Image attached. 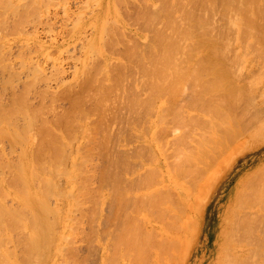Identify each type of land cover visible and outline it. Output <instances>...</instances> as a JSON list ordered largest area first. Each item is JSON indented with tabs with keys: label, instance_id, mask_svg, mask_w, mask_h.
<instances>
[{
	"label": "bare ground",
	"instance_id": "1",
	"mask_svg": "<svg viewBox=\"0 0 264 264\" xmlns=\"http://www.w3.org/2000/svg\"><path fill=\"white\" fill-rule=\"evenodd\" d=\"M139 1H141V0H139ZM150 1L152 3L148 2L149 3L148 5L146 4V0L144 1L145 3L141 1L142 4L143 3L144 4L143 5L140 4L139 7L137 5V7L142 9V7L144 6V10H145V7L148 8L145 10L147 12V14L150 13L148 11L152 7H153L152 9H157V11L155 10V12H157L158 14H159V12L160 13L162 12L163 13L162 15L159 14V16H158V14L156 13L157 14L156 16H158V18L160 17V15L163 17L165 16V18H166L165 21H167V22H165V25H167L168 29L166 26H163L160 28L159 31H155V33L153 34L154 36L149 33L151 35V36H149L151 39H149L148 36L143 35L144 36L143 39L147 40V43H146L147 48L145 47L146 48V50L144 49L145 51L143 49L138 50V47L142 48L141 46L143 44L141 45L139 43V41L142 38L141 39L136 38L138 40H136V39H134V40L138 41V44H135L132 46L134 49L131 46H128V48L130 47L132 49L129 48L130 50L128 52V50H127L128 48H124V49H126L125 52L127 54L124 52L125 55L123 54L124 55L123 56L122 53H120V55H122V59L124 57H126L132 63L131 65L133 66L132 67L133 69H132L131 67H129V66H131L129 64V62L127 64V61H125V60H124V63L120 61L121 63H123V65L121 64V66H120V68H121L120 71H118V72H120L119 74L121 76L124 75L125 72L126 73L129 72V74H125L126 76H128L131 74L130 70H133L135 72V70L138 69V70H140L141 76L143 75L142 77L147 76V78H148V79L146 78L147 82L145 81L146 79H144V81L146 83L145 84L146 90L145 89L144 90L147 93V97L144 99L143 97L140 98V95L134 94V96L132 97V100H130V101L128 100V101L130 103L132 102L133 104L135 103L133 106H135V105L140 106V104H141L140 102H143L142 100H144L145 102H147L146 106L149 107L148 104L152 100H157L156 98H158V97H160L162 100H168L171 103H176L178 100H181L183 98V96H185V99L193 100L192 102L195 104L197 103L196 105H200V108L198 110L199 112H196L194 114V116L190 118V116H187L184 114V111H183L184 109H181V110L179 109L180 106L177 108L174 105H170V106H172L170 111L173 110L172 112L174 113V117H175L174 120H176L175 123L178 124V125L175 124L176 126H174V127H176V129L179 130V134H176L174 137L172 136L174 138V139H172V142L174 140V143L171 144L173 146V147L172 146L171 147L174 148V150H171L173 153L171 154L170 159L168 157H166V154H167L166 151L167 150L163 149V148H165V147H163L164 145L161 144V146H160L159 144H155V142L153 141V138L150 136L151 134H146V133L143 134L144 136H142V137H143L144 143L148 144L147 147L148 148L151 147V149L155 155H156V153L161 154V155L165 156L166 158H168L169 160L168 159H167L168 161L166 160L167 162H166V165L164 168V166L162 167L161 165H159L156 162V160H155L156 158L154 156V158H153L154 163L153 164L150 163L151 166L149 165V167L147 169L150 172L148 171V173H147L148 175L146 174L147 176L144 178L145 180L143 181V176H141V175L138 176V182L136 180L137 186H138V183L141 181H143L145 184H148V185H145L143 183L144 187L146 186L144 188L141 185L142 183H140L141 186L140 185L139 186H140V188L142 187L143 192H141L142 190H140V188L137 189L135 186L136 190H135V192H133V195L136 196V198H138V200H140V201L138 203L136 198L133 199L134 200V206H132V207L135 208L134 209L135 211L130 209L131 211L128 212L129 218H127L126 216L122 217V215L124 213H126L129 210V208L131 207V205L133 204V200L132 199L130 200V198H128V197L133 198V195L128 196V193L126 194V192L124 190L122 191L120 188H117L115 190L116 194H114V195H115V198H116V196L118 198H116V199L114 198L115 200H113V202L111 204L114 205V203H115L116 207H118V209L114 207L117 210V212H116V210L114 209V211H115L114 216L117 215L115 218H117L118 214H119L121 216V219H119V220L120 221L122 220L121 221V224H122L121 229L122 230L120 231V234H117L118 235V241L120 242V245H117V246H119V248H120L121 243L122 244L124 243L126 245L125 247L128 248L126 250L128 252L127 256L128 257L131 256V259L136 264H170L172 259H174V256H176V254L181 250L180 248H182L184 245L187 246L189 244L190 238L193 237L192 231L196 230L195 227H197V224H199V222L201 221V216H202V211H203V207H201L203 205L202 196L204 194L205 189H207V188H205L206 186H203L202 183L200 184V180L203 178V174H201L197 177L199 172L202 173L201 170H199V167L197 165L192 166V163H194L196 161L203 162L204 157L209 156V151L221 152L223 150H226L227 148H229L230 146H232L234 144L236 146V142L245 136V134H241L242 133V125L240 124V122H243L242 120L244 119V117L240 113H238V111H240L239 109L236 112V110H237L236 108H237L238 104H240L239 106H241L243 100L248 99V97H249L248 94L250 93V95H251L252 91L254 92V89H257L258 83H261L262 81L258 82L257 81L258 79L254 78L255 76H253V78L255 80L252 79V82L249 83V85H248L247 84L248 81L246 83L239 82L240 78L238 79V76L240 73L239 72L240 66L242 65L241 63L245 61L244 58L247 55H249L250 53H253V54H254V52H255V54L258 53L257 56L262 58L263 59L262 61L264 62V0H221L220 1L221 4H219V5H214L215 3L213 0H190V1L188 0L190 3H187V4L185 3L187 0H185V2H182V1L179 2L180 0H163V1L159 0V1H162V3H163L162 5L160 4L161 6H158L159 5V2H157L158 0H156L158 5H156L157 3H155L154 0H150ZM141 2H139V3H141ZM145 4L147 6H150V7L145 6ZM219 7L221 9L223 8L222 10L225 11V16H223V12L221 13V16L228 18L229 17L228 15L233 14L232 17L230 16L231 18L229 19V22L227 20L228 24L226 25V27L228 28L229 31L232 30L236 34L234 37L236 40L239 41V43H241V47H243L242 45H244V47H243L244 50L243 51L241 50L242 53L240 54L241 51L238 52L236 50L237 51L236 53H238V54L233 55L235 57L233 58V56H232L231 60H230L231 57L228 56V53L231 51H233V52H235V51H234V49L230 50V48L227 47V45H229V42H224V40L228 38L226 35L230 34V33H226V31H223L222 32L223 34L222 33L221 34L213 33V30H214L213 28L216 29L218 26L216 24L215 26H217V27H213L214 25L212 24L213 26H211L212 28H210V24L212 22L216 23V21L215 20L214 21L205 20L203 18V17H206L203 15H207L208 13L214 14L216 8H217L216 11H218ZM138 8H136V9L139 11ZM158 8H159V11H158ZM177 9L179 10V12L181 14V16H180L181 20H179L177 18L180 22H182L181 26H180V24H178L180 22L178 20H176V14L174 13L175 10H177ZM196 10H197V12H196ZM140 11L142 13L144 12L142 10H140ZM200 11L203 13L201 14ZM155 12L153 13V16L152 15L146 16V14L144 15V17L142 16L143 18L148 17V24L147 25H150V24L153 25L154 22L152 23V21H155V22L158 21V18L155 17ZM198 12H200V13H198ZM142 13L140 15L144 14V13L143 14ZM210 14H208V15L210 16ZM216 14H218V13H216ZM208 15H207V17H208ZM135 16H137V15H135ZM142 17L138 16L137 19L141 18V21H143ZM133 20H134V18H133ZM0 21H1V19H0ZM141 21L139 19V23ZM146 21H147V19H146ZM207 21L210 24H207ZM210 21H212V22H210ZM143 23H144V21H143ZM158 23H159V21H158ZM177 24H178V26H177ZM144 25H146V24H144ZM144 25H142V26H144ZM147 25H146V28H147ZM163 25H164V22H163ZM158 27L159 26H157V28ZM117 28L118 27H116V29H115L116 31L118 30ZM148 29L149 28H147L146 31ZM220 29H221V26H220ZM222 30H224V29L222 28ZM104 33H105V31H104ZM108 34H110V32ZM201 37H204L203 38L204 40L203 39L200 40ZM205 38H206V40H205ZM229 38L231 39L230 36H229ZM229 38H228V40H229ZM191 39H194L195 43H194V45L192 44L193 46L191 45L190 47H188L187 41L191 40ZM235 39H234V41H235ZM111 40H114V39H111ZM183 40H184V43H183ZM232 40L233 39H231V42H234ZM225 41H227V40H225ZM86 42H88V41H86ZM113 42H115V40ZM128 42H130V41L128 40ZM110 43L113 44L112 42H110ZM117 43H118V41L116 42V44ZM136 45H137V48H136ZM231 45H233V44L230 43V46ZM226 52H228V53H226ZM178 54H180L181 56H179ZM104 60H106V59H104ZM228 60H230L231 63H229L230 61H228ZM109 61L110 60H108V64H110ZM91 63H92V61H91ZM133 64H135V65H133ZM136 64L138 67L136 66ZM34 65L33 66L31 65V66L34 68ZM90 65L93 68L92 64L89 63L88 69L90 68ZM95 66H96V64H95ZM54 67H56L58 69H56ZM54 67H53L54 71L55 70L56 71L55 72L52 71L51 75H47V72L45 74L44 71L40 70L39 68H35L31 71L28 70L29 72L24 73L23 76H21V72H24L25 70L18 72V73H15L17 71H13L14 67L13 68L7 67V68H10V70L12 69V71L8 70L9 71L8 72L9 78H5V76H4L3 79H4V81H5V79H7L6 83H8L9 86H8V84L6 85L5 82L1 83L4 86L5 85L7 86V90H8V87L12 88V89H10L12 91L11 97H10L9 102L7 104L3 103V100H7L5 98V96L7 95V94L5 95L6 90L3 89L4 92H2V89H0L2 92V93L0 92V137L5 138V139H1V142H0V145L2 143H4V145H3L4 148H1V150H0V176H2L1 174L3 173V171H5L4 169H6V167L10 168L11 170L13 168L14 171H15V169L19 168L18 170L21 173L16 174L18 172H15V177L14 178L11 177V179L13 178L12 180H14L13 182L15 183V185L20 184V182H21L22 185H20L19 188L22 187L23 189H20L21 190L20 195L18 192L17 193H18V196H20L21 200L19 199V201L22 202V207L25 210H27V211H25L22 208L21 209L17 208L18 205L17 206L15 205L16 207H13V205H12L13 208H17L16 210H12V209H9L8 207H6L5 205L0 204V222L1 223L6 222L7 225L15 226L19 220H22V218H24L23 217V216H25L24 212L30 213L29 217H30V220L32 223H31V227L30 226L29 227L32 229L29 230V236L26 239L24 238L25 243L22 242V241H24L22 239L18 242V244L20 242L23 245L26 244L25 246H27V249L30 252V253L28 252V254H31V253L33 254L36 251V253H38L40 257L38 256V254L35 253V255H37V256H35L33 254V256L31 255L32 257H30V258H33L35 256L33 259L36 260V258L39 257L37 259V261H39V259L41 258L42 253L45 254V251L50 252V250L52 248H54L52 246L54 244V242H53L54 237L52 236V233H54L53 231L56 232V230H57V229H54V226L61 224L62 227L63 226L65 227L67 225V222H68L66 220H62L61 218L57 219L58 216H62L63 212L61 213V210H63V209L57 208L58 206H55L56 208H52L54 206V204L52 203L51 204L52 207H51L49 204L51 202L50 200L48 203V199H50V197H51L50 193L52 191L54 193H57V191L55 190V184H56L55 182L56 181L53 182V179H51V177H49L50 175H48L47 173L49 172V174H50L53 171L54 172L52 174H54V173L55 174L56 173H60V174L65 173L64 171L66 170V168L63 169V171H62V169L59 170V166L60 165L63 166V164H61V162L63 163L65 161L63 159L64 158L63 157L64 152H65V155H68V154H66L67 152L64 151L65 150L64 148H66V150H67L68 144L65 146L66 143L64 144L62 140H64V136L68 132L70 133L71 128H69V131L67 130L68 128L66 130H65L66 127L63 128L65 130L64 132L66 133V134L64 133L65 135L63 134L64 135L63 136V135L59 134V132H62L63 130L60 129L61 131L58 130L59 132L56 131L57 129L51 130L53 128L49 125L50 121L47 122V120H45V119H47L46 117L45 118L42 117V119L40 118L41 123L38 121L39 124L37 121L35 122V120L37 118H39V115L41 114L39 112V115H38V110H40V108L42 109L43 107L39 103H38V105H40V106L37 105L38 106L37 107L35 105V101L31 100V98L33 99V97H34L36 100L38 99V101H44V100H40V99L45 98L46 100H48L47 96L50 94L51 96L49 98L50 99L49 101L51 102V104L53 103V105H55L54 103L59 104V102H61V101L68 100L70 103V106H71L70 109L66 110V112L63 114V116H60L59 119L54 120V122L51 123L52 125H54V126L56 125V127L61 128L65 125H67L68 123L72 122V119H74V116L76 119V115H75L76 113H74L75 110L73 109V107L77 106L79 104H80L79 106H81L82 105L80 103L81 100L84 98L83 100L85 101L89 94H90V96L92 95L91 99H93L96 106L98 105L97 109L99 110L106 103L105 99L107 97L106 85H104L103 82L109 81V79H110L109 74H107L106 77H102L103 75H101L102 78L100 77V72L102 71V68H101V71H98L99 72L98 77H100V78L97 77L98 79H101V82L97 80L95 75H91V73L95 74V72H89L88 73L87 71H85V69L82 68L84 70V72H87V73H85V74H87V77H84L85 79L82 78L84 81H80L81 83L79 82V84H78L79 80L77 82H74V83H77L76 85L78 86L77 88H74L75 90L73 89V85H68L69 83H66L67 86L63 85V86H65V88L63 90H61V92L59 93V92H56L54 90L53 91L51 90V88L48 84L50 81L49 78H52L53 76L56 77L57 76L56 73L59 74V77H60L61 76L60 74H62L64 69H62L63 67H61V69H59L60 66L58 67V65L54 66ZM135 67H137V68L135 69ZM105 68L106 67L104 66L103 69H105ZM112 68L107 69V70L109 71ZM114 68H116V70H118L119 67L117 68V64H116V67H114ZM93 69L95 71V68H93ZM126 70H128V71H126ZM84 72H82V74ZM105 72L106 71H104V73H103V71H102V74H104V76H105ZM260 72H262V71H260ZM121 73H123V74H121ZM74 74H75V72H74ZM244 74L242 71V74H240L241 79H243L242 75H244ZM63 75H65V74H63ZM75 75H77V74H75ZM77 77H78V75H77ZM57 78H55V79H57ZM61 78H62V76H61ZM61 78H60V80H61ZM75 78H76V76H75ZM3 79H1V81H3ZM42 81H43V84L41 83ZM59 82H61V81H59ZM14 83H16V84H14ZM10 84L12 86H10ZM59 84L60 83H58V85ZM71 84H73V83H71ZM41 88H45V89L41 90ZM6 93H8V92H6ZM142 93H144V92H142ZM186 93H188L189 95H187ZM36 97H39L40 99L36 98ZM81 97H82V99H80ZM88 98H90V97H88ZM87 100H89V99H87ZM38 101H36V102H38ZM129 102L128 103L126 102L127 106L130 105ZM145 102H143V103L145 104ZM100 103L102 105H100ZM85 104H86V101H85ZM142 104H141V106L144 109L146 106L144 104L143 105ZM92 105H93V103H92ZM133 106H130V107L128 106V107L132 109ZM142 107H140V108L142 109ZM81 108H82V106H81ZM81 108L79 107V109H81ZM136 108H137V106L133 109H136ZM140 108H138V109L140 110ZM142 110H140V111H142ZM140 111H139V113H140ZM46 112H47V110H46ZM136 112H137V110H136ZM143 112L140 113L139 117H141V114ZM241 113H244V112H241ZM80 115L82 116V114H80ZM206 115L210 116V118L212 119V123L209 124V123L204 122L203 125L200 123L201 127H199V128L203 131L202 132L197 127L196 121H197V119L201 120L200 118H205ZM135 116H136V118L138 117L137 114ZM142 116H144V115L142 114ZM185 116H187L188 119L189 118L191 119V120H189L191 122H188L189 124L186 123L188 121V119L185 120V118H184ZM237 116H239V118H240V116H242L243 119L241 117V120L239 121ZM55 117H56V115H55ZM139 117H138V119H139ZM197 117H199V118H197ZM51 118H52V116H51ZM141 119H142V117H141ZM141 119H140V121L142 123ZM245 119H246V117H245ZM7 120H8V123L12 125L11 130L6 128L4 125V122ZM247 121H245V122L247 123ZM75 122H76V120H75ZM134 122H136V120H134ZM226 123L228 124L227 125L228 128L226 127L225 129H222V126L225 127ZM259 123L260 124L257 125V130L264 133V119H261ZM35 124L37 126H35ZM72 124L73 123H70V125H72ZM75 124H74V126H75ZM136 124H137V122H136ZM147 124H148V122H147ZM200 124H198V125H200ZM223 124H225V125H223ZM70 125H69V127H70ZM32 126L36 130H32L33 129V128H31ZM188 126H191V127L188 128ZM246 126H247V124H246ZM97 127H99V126H97ZM97 127H95V128L97 129ZM183 127H185L187 130L186 131L181 130V128H183ZM195 127H197V128H195ZM145 128H146V126H145ZM149 128L150 129H146L145 131L147 132L149 130V133H150V131L152 132V125H150ZM176 129H172V131L173 132L177 131ZM54 131H55V133H54ZM66 131H68V132H66ZM97 131L98 130H95V132L93 131L92 133L99 134V133H97ZM121 132H123V131H121ZM257 132H256V135H257ZM31 133H33V134H31ZM69 133H68V135L71 136V134H69ZM112 133H113V131H112ZM174 133H176V132H174ZM114 134H115V131H114ZM68 135H66V137ZM172 135H174V134H172ZM191 135L193 138V142L196 144H194V146H192L194 148L189 149L187 147V145L190 143V139H188V138L191 137ZM253 135H255V134H253ZM108 136H109V134H107V133H106V136H105V133L102 134V138L100 136V138H101L100 139L101 141H100L99 139H96L95 137H93L90 131H87L86 136H84V137L87 139V142L91 141L92 144L95 143L98 146V148H99L98 151L101 155L102 161H103L102 158H104L105 161L107 159V162H108V164L106 162L107 165L105 164V161H103V165L101 163V166L106 165L104 167V171H100V173L103 175V178L104 179H112L113 182H115V181H119V177L121 178L124 175H123V172L121 171V169L119 171L116 170L118 172L112 174L111 173V168H112L111 166H114V165L117 166L118 165V169H119L120 167H123L125 164V166L123 167V168H125L126 166H128L127 165V158L125 156H118L116 158L113 156L114 159H112V157H111V159L109 158V156H108L109 152L108 151H110L111 148H108V146H107V144L109 142ZM118 136H119V134H118ZM240 136H242V137H240ZM259 136L261 138L263 137L261 135H259ZM106 137H107V139H106ZM118 140H119V138H118ZM141 140H140V142H141ZM71 141L72 140H70V142ZM73 141H74V139H73ZM82 142H80V143H82ZM71 143H73V142H71ZM245 143H247V142H245ZM16 144H23V146H24V149L22 147L21 148L19 147L21 149L20 155H16V154L13 155L14 153H12V151L10 150L12 148V145L15 146ZM79 146H80V144H79ZM139 146H140V144H139ZM109 147H110V145H109ZM13 148H15V147H13ZM65 158H66V156H65ZM62 159L64 161H62ZM157 160H158V158H157ZM163 162H165V161H163ZM77 163L78 164L75 163L76 166H78L77 169L72 170V171H68V169H67L68 173L66 172V175H68L69 180H71V181L82 180V183H83L82 187H84V184H85V186H87L86 185L87 182H88V184H90V182L93 183V181H90V180L95 176L94 173H92L94 175L93 177H91L92 176L91 175V176H88L86 178L85 174H84L85 171L83 170V167H82V164H86L87 160L83 158L82 161L80 160V162L78 161ZM64 165L66 166V164H64ZM98 166H100V163L98 164ZM72 167H74L73 164H72ZM68 168H70V167H68ZM78 169H80V170L78 171ZM120 171H121V173H120ZM6 173L8 174V172H6ZM12 174H14V173H12ZM250 174L245 175V176H241L242 178L236 184L235 189H233L231 194H229V196H230V197H228L229 200L227 199L228 200L227 201V208L224 212L225 214L223 215V217L221 219L220 231H219L218 236H217V247H218L217 264H225L226 263L225 261L231 262V259L237 260V261L233 260L234 262H231L234 264H237V262H238V264H244V263L246 264V262H247V264H249L248 263L249 261L256 262L257 258L260 256H262V259L264 258V167L258 168L253 174L252 173H250ZM80 175H83L82 177L85 179V183L83 182L84 179ZM143 175H144V173H143ZM3 177L4 176H2L1 178H3ZM52 177H53V175H52ZM6 178L7 177H5L4 179L6 180ZM122 178L124 179V177H122ZM140 178H142V179H140ZM8 179H9V177H8ZM37 179L41 180L42 181L41 183L44 182L47 186L44 185L45 187H43V185H42L43 189L38 190V188H37V190H33V188L31 187V183H33L32 181H34V180H35L34 182H37L36 181ZM1 180L2 179H0V181ZM92 180H94V179H92ZM2 181H1V183H2ZM38 184H40L39 181H38ZM94 184L95 183L92 184L93 187H96L97 185L94 186ZM16 186H18V185H16ZM40 187H41V184H40ZM57 187H59V186H57ZM87 187L89 188L92 186H87ZM98 187H99V185H98ZM98 187L96 188V190H98ZM19 188L17 187V189H19ZM34 188H36V187H34ZM4 189L5 188H2V190H4ZM13 189H14V187H13ZM15 189H16V187H15ZM84 190H86V189L84 188ZM128 190L131 191V188ZM64 191H65V189H64ZM90 191H91L90 194H92L93 189H91V190L89 189L88 192H90ZM83 192L84 191H82V193ZM94 192H95V190H94ZM5 193H3V194L6 195ZM58 193L60 195V191ZM61 193H63V192H61ZM85 193L87 194L86 191H85ZM96 193H97V191H96ZM96 193H94V194L98 195V193L97 194ZM131 193H132V191H131ZM9 195H10V193H9ZM53 195H55V194H53ZM57 196H58V194H57ZM83 196H85L84 193H83ZM88 196H90V195L88 194ZM111 196H112V193H111ZM122 196H123V199L121 198ZM58 197H60V198L62 197L64 199L66 196L61 195ZM103 197H105V195ZM112 197H114V196H112ZM125 197H126L127 201L129 200V204L127 201H125ZM83 199L85 200V197H83ZM88 199H89V197H88ZM91 199H92V196H91ZM94 199H96V197L93 198V200ZM135 199H136V201H135ZM116 200H118L119 203ZM97 201L98 200L96 199L95 203ZM126 203H127V205H129L128 207L126 206ZM130 203H132V204L130 205ZM92 204H94V203H92ZM96 205L98 206V203ZM20 206H21V204L19 205V207ZM85 207H86V205H85ZM96 207H95V209H96ZM88 209H92V208L88 207ZM84 210L85 211H83V213L81 212L80 215L83 217L85 216V218L89 219V217H90L89 212L87 213L86 212L87 210L86 209H84ZM88 211H90V213L91 212L95 213V210L93 211V209H92V211L91 210H88ZM84 213H86L88 215V217ZM197 215H198V217L195 218V216H197ZM81 216H79V217L81 218ZM91 216H92V214H91ZM29 217L27 216L26 218H29ZM26 218H24V219H26ZM66 218H67V216H66ZM69 218H72V217H69ZM76 218H78V217H76ZM80 218H78V219H80ZM72 219H74V218H72ZM91 219L92 218H90L89 220H91ZM80 222H82V220H80ZM90 223H92V222H90ZM77 224H79V220H78ZM79 225H80L79 229H81V227H83V225L82 224H79ZM70 226H72V225H70ZM74 226H75V224H74ZM77 227H78V225L76 226V228ZM21 228L22 227H20V229ZM83 228H85V227H83ZM119 228H120V226H119ZM91 229H93V228H91ZM95 229L96 228L94 227V230ZM22 230L26 231V227H25V229L22 228ZM12 231H13V229H12ZM197 231H198V227H197ZM73 232H74V229H73ZM12 233H14V232H12ZM16 233H18V232H16ZM22 233L20 232V234H22ZM108 233H110V232H108ZM190 233H191V235H190ZM74 234H73V236H74ZM84 235H86V234H84ZM17 236H19V235L17 234L16 238H17ZM79 236H83V235L81 234ZM86 236H84V237H86ZM67 237H69V236H67ZM72 237L70 239H73ZM6 239H8V238H6ZM92 239H93V237H92ZM61 240H63V235L61 236L59 241H61ZM8 241H10V239ZM72 241H71V243H72ZM1 242H3V241H1ZM68 242L70 244L69 240H68ZM190 242H192V241H190ZM14 244H17V242ZM71 245H72L73 249L76 247L74 244H71ZM71 245H68L67 247L69 248V246L71 247ZM60 246H61V244H60ZM125 247H122L121 249H125ZM246 247H247V249H246ZM55 249L57 250V248H55ZM31 250H32V252H31ZM33 250H34V252H33ZM128 250H131L132 252H129ZM9 251L11 252V250H9ZM126 251H124L123 253H125ZM22 252H23V250L21 251V253ZM72 252L73 251L71 250V252H68L69 254L66 253L67 257H68V255H72L70 257L75 256V255H73L74 252L73 253ZM14 253L15 252H13V255H14ZM28 254L27 255L25 254L26 258L29 257ZM94 254H95V252H94ZM17 255L18 254H16V256ZM103 256H105V255H103ZM42 257L44 258V255H42ZM45 257L47 258V256H45ZM85 257H86V255H85ZM43 258H41L40 260H42ZM113 260H111V261H113ZM25 261H27V260H25ZM239 262H242V263H239ZM32 263H35V262H33V260H32ZM114 263L116 264V261Z\"/></svg>",
	"mask_w": 264,
	"mask_h": 264
},
{
	"label": "rangeland",
	"instance_id": "2",
	"mask_svg": "<svg viewBox=\"0 0 264 264\" xmlns=\"http://www.w3.org/2000/svg\"><path fill=\"white\" fill-rule=\"evenodd\" d=\"M141 1L144 2L145 0H141ZM141 1H139V0H0V19H1V21H0V89H2V92H4V90H6L5 95L7 94L5 96V98L7 100H3V103L7 104L9 102V99H10L11 93H12V91L10 90L12 88L8 87V90H7V86H6L8 84V83H6L7 79H5V81L3 79L4 76H5V78H9L8 77V72H9L8 70H10V68H7V67H12V68L14 67L13 71H17L15 73H18V72L25 70L24 72H21V76H23L24 73H28L29 71H31L35 68H39L40 70L44 71L45 74L47 72V75H51L52 74L51 72L54 71V68H56L54 66H57V65H58V67L60 66L59 69H61V67H63L62 69H64V70H63L62 74H60L62 76V78H61V76L59 77V74L56 73L57 76L56 77L53 76L52 78H49V80L51 82L49 81V83H48L52 91L54 90V91L59 92V93L61 92V90H63L65 88V86H67L66 83H69L68 85H73V89L77 88L78 87L76 85L77 83H74V82H77L79 80L78 81V84H79L80 81H84L82 78L87 77V74H85L87 72L88 73L89 72H95V74L91 73V75H95V77L97 78L99 76L98 71H101V68H102L103 73H104V71H106V72H105V76H104V74H102V71H101L100 77H101V75H103L102 77H106L107 74L110 75L109 81L103 82L104 85H106L107 97L108 96L109 97L108 98L106 97V99H105L106 103L105 104L102 102L104 104L101 107L102 109L101 108L99 110L97 109L98 105L96 106L93 99H91L92 95L90 96V94L89 95L87 94L88 97H90V98L87 97V99H89V100H87V99L85 100L86 104H85V101L83 100L84 98L82 99V97H81L80 99H82V100L80 103L82 104L81 105L82 108H81V106H79L80 104L73 107V109L75 110L74 113H76L75 114L76 119H75V116H74V119L76 120L77 123L75 122L74 119H72V122H70V123H73V124L70 125V123H68L70 125V127L68 124H67L68 126L65 125L61 128L56 127V125L54 126L51 124L52 122H54V120H57L60 118V116H63V114L66 112V110L70 109L71 106H70V103L68 100L61 101V102H59V104L54 103L55 105H53V103L51 104V102L49 101L50 100L49 98L51 96L50 94L47 96L48 100H46L45 98L40 99L39 97H36V98H39L40 100H44V101H38V99L36 100L34 97H33V99L31 98V100L35 101V105L37 106L39 103L43 107L42 108L43 110L39 107L40 110L42 112L44 111L42 113L40 110H38V115H39V112L41 114L39 115V118H37L35 120V122L36 121L40 122L42 117H44V118L46 117L47 119H45V120H47V122L50 121L49 125L53 128L51 130H55V129H57L56 131L63 130L62 131L63 133L58 131L59 134H61V135H63L65 133L64 131L67 128H68L67 129L68 131H69V128H71L70 133L68 131H66L69 134H71V136L68 135V133L67 134L65 133L68 136L66 137V135L64 134L65 135V136L63 135L64 140H62L64 144L66 143L65 146L67 144L69 146V147L67 146V150H66V148H64L65 149L64 151H66L67 152L66 154H68V155H65V152H64V154H63L64 158L63 157L62 158L65 161L63 159H62V161H64L63 163L60 161L61 164H63V166L58 165L59 170L62 169V171H63V169L66 168V170L64 171L65 173H63V174L62 173L61 174L56 173L58 175L57 176L55 173H54L55 175L52 174L54 171L53 172L51 171L52 173H50V174L47 171L48 172L47 174L50 175L49 177H51V179H53V182L56 181L55 182L56 184L55 183L54 184H55V190L57 191V193H54L53 191H52L53 193L52 192L50 193L51 197H50V199H48V203L50 200L51 201L49 203L50 206L52 207L51 204L52 203L54 204V206L52 208H56L55 206H58L57 208L63 209V210H61V213L63 212L62 216H58L57 219L61 218L62 220H66L68 222H67V225L65 227L64 226L62 227L61 224L54 226V229H57L56 232L53 231L54 233H52V236L54 237L53 238L54 244L52 246L54 248H52L50 250V252L45 251V254L42 253V255H44V258L41 255V258H43V259L40 260L41 259L40 258L39 261H37V259L40 256L38 253H36V251L34 252V250H33V252H34L33 254L35 255V253H36V254H38L39 257L36 258V260H34L33 258L37 255H35L33 258H30L33 256V254L32 253L28 254L29 251L27 249V246H25L26 244L23 245L21 242L19 243L20 245L18 244V242L20 240H22V239L24 240V238L26 239L29 236V230L32 229V228H30L31 223H32L30 220V217H29L30 213L23 211L24 215H25L23 217L26 218L28 216L29 218H26V219L22 218V220H19L15 226L7 225L6 222H2V223L0 222V243H1L0 244V259H1L0 264H23V263L24 264H68V263L74 264L75 262H76L75 264H108V263L109 264H115L114 263L115 261H116V264H134L135 263L131 259V256H129V257L127 256L128 252L126 250L128 248L125 247L126 245L124 243H123L124 245L121 243L120 248H119V246H117V245H120V242L118 241V235L117 234H120V231L122 230L121 229L122 228L121 227L122 226V224H121L122 220L121 221L119 220V219H121V216L119 214H118V217L115 218L117 215L114 216V214H115L114 209L115 208L118 209V207H116L115 203H114V205L111 204L113 202V200L118 198L117 196L115 198V195H114V194H116L115 190L117 188H120L122 191L124 190L126 192V194L128 193V196H132L133 192H135V190H136L135 186L137 189L140 188L141 185H142V187H144L145 183L143 181L145 180L144 178L148 175L147 173L149 170H147V169H148L149 165L151 166V164L154 163L153 162L154 156L156 158L155 159L156 162L159 165H161L162 167L164 166V168H165L166 162L170 159L171 154L173 153L171 150H174V148H172L173 146L171 145L172 143H174V140L172 142V139H174L173 137L176 134H179V130H177L176 127H174L178 124L175 123L176 120H174L175 117H174V113L172 112L173 110L170 111L171 107H172L170 105H174L177 108L180 106L179 109L180 110L184 109L183 110L184 114L187 116H190V118L193 117L196 112H199L198 110L200 108V105H196L197 103L196 104L193 103L192 102L193 100L185 99V96H183V98L181 97L182 99L178 100L176 103H171L168 100H162L160 97H158L159 99L156 98L157 100H152V101L150 100L151 102L149 101L151 103V104L150 103L148 104L149 107L146 106L147 102L142 100L143 102H145V104L143 102H140V103L141 104L143 103L146 106V107L144 106L145 107L144 109L141 106V104H140V106L139 105L133 106L135 103L133 104L132 102L131 103L129 102L130 100H132V97L134 96V94L140 95V98L143 97L144 99L147 97V93L145 91L146 90L145 81L147 82L148 78H147V76L142 77L143 75L141 76L140 70H138V69L135 70L138 67L137 64H136L137 67H135V69H134L135 72L133 70L129 69L131 71L130 75H128V76L125 75V74H129V72L128 73L125 72V74L122 76L119 74L120 72H118V71H120V69H121L120 66H121V64L123 65L124 60L127 61V64H128V62L130 65L132 64L126 57H124L122 59V55L124 54V52L126 50L124 48H128V46L132 47L133 45L138 44V41H136V40L142 38L139 41V43L141 45L142 44L143 45L142 46L140 45L142 48L138 47V50H140V49L146 50L147 40L146 39L144 40L143 37L148 36V38L151 39L149 37V36H151L150 34L153 35L155 33V31H159L160 28L163 26L167 27V25H165V22H167V21H165L166 20L165 16L164 17L161 16L163 13L159 12V14H161V15L158 18L159 14L157 12H155V10L157 11V9H152L153 7L151 6L152 8L148 11L150 13L147 14V12L145 10L148 8L145 7V10H144V6L142 7V9L138 8L140 6V4L143 5L145 3L144 2L142 4ZM154 1H155V3L159 2V5H158V3L156 4L158 6H161L163 4L162 3L163 0L162 1L158 0L157 2H156V0H154ZM181 1L185 2V0H180L179 2H181ZM189 1L187 0L185 3L186 4L190 3ZM213 1L215 3L214 5L221 4L220 3L221 0H213ZM139 2H141V3H139ZM148 2L152 3L150 0H146L147 5L149 4ZM146 4H145V6H147ZM137 5H138V7H137ZM147 7H150V6H147ZM136 8H138L139 11ZM222 9L219 7L218 11H216L217 10V8H216L214 14L208 13V14H210V16L208 14H207L208 17H207V15H203V16H206L203 18L205 20H212V21L215 20L216 21V23L215 22L213 23L212 21H210V22H212L211 24L208 23V21H207V24H210V28H212L211 26H213V25H214L213 27H217V26L219 27V28L217 27L216 29L213 28L214 29L213 33L221 34L223 31H226V33H230V34H227L226 36L228 38L230 36L231 39H233L232 41H234V39H235L234 36L236 34L232 30L229 31L228 28L226 27V25L229 22V19L233 16V14L228 15L229 16L228 18L223 17V16H225V11ZM140 10L144 11L143 12L144 14ZM158 11H159V8H158ZM154 12H155V17L158 18L159 23H158V21L157 22L152 21V23L154 22L153 25L152 24L147 25L148 24V17L143 18L144 15L146 14V16H148V15L153 16ZM196 12H197V10H196ZM200 12H198V13H200ZM222 12H223V16H221ZM141 13L143 15H140ZM156 13L158 14V16H156L157 15ZM174 13L176 14V20H178V19L181 20V18H180L181 14H180L179 10L178 9L175 10ZM202 13L203 12H201V14ZM216 13H218V14H216ZM135 15H137V16H135ZM138 16L139 17L143 16L142 19H143L144 23H143V21H141V18L137 19ZM133 18H134V20H133ZM139 19L141 21L140 23H139ZM146 19H147V21H146ZM227 20H228V22H227ZM163 22H164V25H163ZM181 23L182 22H180L178 24H180V26H181L182 25ZM144 24H146L147 28H149L147 31H146V29H147L146 25H144ZM178 24H177V26H178ZM216 24H217V26H215ZM142 25H144V26H142ZM157 26H159V27L157 28ZM220 26H221V29H220ZM116 27H118L117 31L115 30ZM222 28L224 30H222ZM167 29H168V27H167ZM104 31H105V33H104ZM109 32L111 35L108 34ZM136 38H138V39H136ZM203 38L204 37H201L200 40H202ZM228 38L225 39L227 41L224 40V42H229V45H227V47H229L230 50L234 49V51H235V52H233V51L229 52L230 54L228 52H226V53H228V56L231 57L230 58V60H231L233 55L238 54V53H236L237 51L240 52L241 50L242 51L244 50V48H243L244 45H242L243 47H241V43H239L238 40L235 39L234 42H231V39L229 38V40H230L229 41ZM109 39L110 40L114 39L115 42H113L114 40L110 41ZM134 39H136V40H134ZM116 40L118 41L117 44H116V42H117ZM128 40L130 42H128ZM205 40H206V38H205ZM86 41H88V42H86ZM110 42H112L113 44H111ZM183 43H184V40H183ZM187 43H188V47H190L192 44L194 45L195 40L194 39L188 40ZM230 43L233 45L230 46ZM129 48L127 49L128 52L133 47L130 49ZM136 48H137V45H136ZM242 51L240 52V54L242 53ZM120 53H122V55H120ZM257 54H255V52H254V54L250 53L249 55H247L244 58L245 61L241 63L242 65L240 66V71H239L240 73L238 76V79L239 78L241 79L240 74H242V71H243V74L244 73L245 74L242 75L243 79H241V80L239 79V82L246 83L248 81L247 82L248 85H249V83L252 82V79L255 80L254 78L258 79L257 80L258 82L262 81L261 83H258L257 89H254V92L252 91L251 95H250V93L248 94L249 95L248 99L243 100L241 106H239L240 104H238L237 108H236L237 109L236 112L239 109L240 111H238V113H240L244 117V119H243L242 116H240V118H239V116H237L239 121L241 120V117L243 119L242 120L243 122H240V124L242 125V133L241 134H245V136L244 135H243L244 137L240 136L242 138L241 139L239 138L240 140H238L236 142V146L234 144V145L230 146L229 148H227L226 150H223L221 152L209 151V156L204 157L203 162L196 161V162L192 163V166L197 165L199 167V170H201L202 173L199 172L197 177L199 175L203 174V178L200 180V184L202 183V185L206 186L205 188H207V189H205L204 194L202 196L203 205L201 207H203V211H202V216L200 215L201 221L199 222V224H197L198 231H197V227H195L196 230L192 231L193 237L190 238V241H192V242L189 241V244L187 246L184 245L182 248H180L181 249L179 251L180 253L178 252L176 254V256H174V259H172L170 264H217V260H218V258H217V255H218L217 236H218V233L220 231L221 219H222L223 215L225 214L224 212L227 208V201L229 200L228 197H230L229 194H231L233 189H235L236 184L242 178L241 176H245V175H248L250 173L253 174L258 168L264 167V133L257 130V125L260 124L259 123L260 120L264 119V96H263L264 95V62L262 61L263 60L262 58L257 56ZM178 55L181 56L180 54H178ZM234 57L235 56H233V58ZM104 59H106V60H104ZM108 60H110L109 61L110 64L112 62L113 63L111 65L108 64ZM230 60H228V61H230ZM91 61H92V63H91ZM120 61L123 63H121ZM89 63L92 64L93 68H95V71L91 67V65H90L91 69L90 68L88 69ZM115 63L117 64V68L119 67L118 70H116V68H114V67H116ZM229 63H231V61ZM95 64H96V66H95ZM31 65L32 66L34 65V68ZM133 65H135V64H133ZM104 66L106 67L105 68L106 70L103 69ZM109 67L110 68L113 67V68L108 71L107 69H110ZM129 67L132 68L133 66L131 65ZM82 68L85 69V71H87V72H84V70ZM56 69H58V68H56ZM10 71H12V69ZM126 71H128V70H126ZM260 71H262V72H260ZM74 72H75V74L78 75V77H77V75L74 74ZM82 72H84V73L82 74ZM63 74H65V75H63ZM121 74H123V73H121ZM75 76H76V78H75ZM253 76H255V77L253 78ZM54 77L55 78L58 77V78L55 79ZM100 77H98V78H100ZM60 78H61V80H60ZM98 78H97V80L101 82V79H98ZM1 79H3V81H1ZM144 79H146V80L144 81ZM59 81H61V82H59ZM4 82L6 83L5 86L3 84H1ZM41 83L43 84V81ZM58 83H60V84L58 85ZM71 83H73V84H71ZM14 84H16V83H14ZM63 85H65V86H63ZM8 86H9V84H8ZM10 86H12V85L10 84ZM42 89H45V88H41V90ZM0 92H1V90H0ZM6 92H8V93H6ZM142 92H144V93H142ZM186 94L189 95L188 93H186ZM36 101H38V102H36ZM126 102L127 103L129 102V104H130V105H128L129 107L133 106L132 109L127 106ZM92 103H93V105H92ZM40 105H38V106H40ZM100 105H102V104L100 103ZM136 106H137V108L133 109ZM79 107L81 109H79ZM140 107H142L143 110ZM138 108H140V110H142V111H140ZM46 110H47V112H46ZM136 110H137V112H136ZM139 111H140V113L144 111L142 113L144 116H142V114H141L142 119H141V117H139L140 116ZM241 112H244V113H241ZM79 113L82 114V116ZM135 113L138 115L139 119H138V117L136 118ZM55 115H56V117H55ZM51 116H52V118H51ZM187 116L184 117L185 120L188 119ZM245 117H246V119H245ZM190 118L188 119V121L186 123L191 122V121H189V120H191ZM197 118H199V117H197ZM140 119L142 120V123H141ZM200 119L201 120H199V119H197V121L195 120L198 128L201 127V124L203 125L204 122L209 123V124L212 123V119L210 118L209 115H206L205 118H200ZM134 120H136L137 124H136V122H134ZM244 120L245 121L248 120L247 123ZM39 122H38V124H39ZM147 122H148V124H147ZM74 124H75V126H74ZM198 124H200V125H198ZM246 124H247V126H246ZM4 125L6 128L11 130L12 125L8 123V120L4 122ZM150 125H152V132L154 134L151 131L149 133V130L147 132L145 131L146 129H150L149 128ZM223 125H225V124H223ZM227 125L228 124L226 123L225 127L222 126V129H225L226 127L228 128ZM33 126L31 128H33ZM35 126H37V125L35 124ZM97 126H99V127H97ZM145 126H146V128H145ZM95 127H97V129ZM190 127L191 126H188V128H190ZM197 127H195V128H197ZM63 128H65V130ZM172 129H176L177 131H174L176 133H174L172 131ZM32 130H36V129L33 128ZM95 130H98L97 133H99V134L92 133L93 131L95 132ZM181 130L186 131L187 129L185 127H183V128H181ZM87 131H90L92 136L95 137L96 139H99V140L102 138V134L105 133V136H106V133L109 134L108 144L110 145V147L107 144L108 148H111L110 149L111 152L108 151L109 152V154H108L109 158L111 159V157H112V159H114L113 156L115 158L118 156H125L127 158V165H128L125 168H123L125 166V164H124V166L120 167L119 169H118V165L117 166L116 165L111 166L112 167L111 173L112 174L117 173L121 169V171L123 172V175H124L122 177H124L125 180L122 177L120 178L119 176H118L119 181H115V182H113L112 179H104L103 178V175L100 173V171H104V167L108 164L107 159L105 161L104 158H102L103 161H105V164H106V162H107V164L105 166H101V163L103 165V161L101 160V155L98 151L99 150L98 146L95 143L92 144L91 141L87 142V139L84 137V136H86ZM112 131H113V133H112ZM114 131H115V134H114ZM121 131H123V132H121ZM256 132H257V135H256ZM54 133H55V131H54ZM144 133L151 134L150 136L153 138V141L155 142V144H159L160 146H161V144L164 145L163 147H165V148H163V147L162 148L164 150H167L166 151L167 152L166 157H168L169 159L166 158L165 156L161 155V154H158V153H156V155H155L153 153L151 147H149V148L147 147L148 144L144 143V140L142 137V136H144L143 135ZM31 134H33V133H31ZM118 134H119V136H118ZM172 134H174V135H172ZM253 134H255V135H253ZM259 135H261L263 137L261 138ZM100 136H101V138H100ZM118 138H119V140H118ZM1 139H5V138L0 137V142H1ZM73 139H74V141H73ZM106 139H107V137H106ZM188 139H190V143L187 145V147L189 149L194 148L192 146H194V144H196V143L193 142L192 135ZM70 140H72L71 142H73V143H71ZM140 140H141V142H140ZM80 142H82V143H80ZM245 142H247V143H245ZM79 144H80V146H79ZM139 144L141 147L139 146ZM3 145H4V143H2L0 145V150H1V148H4ZM13 147H15V148H13ZM19 147L20 148L22 147L24 149L23 144H16L15 146L12 145V148L10 150L12 151V153H14L13 155H15V154L20 155L21 154V152H20L21 149ZM65 156H66V158H65ZM83 158L87 160L86 164H82L83 170L85 171V173H84L85 177L87 178L88 176H91V175H92L91 177H93L95 175L92 179H94L96 182L92 179L90 181H93V183H95L94 186L97 185L96 187H93L92 182H90V184H88V182L86 183L87 186H92V187L88 188L87 186H85V184H84V187H82V185H83L82 180L71 181V180H69L68 175H66V172L68 173V171H72V170L77 169L78 168V166H76V164H78L77 162L78 161L80 162V160L82 161ZM157 158H158V160H157ZM163 161H165V162H163ZM99 163H100V166H98ZM64 164H66V166ZM72 164L74 167H72ZM68 167H70V168H68ZM6 169H4L5 171H3V173L1 174L4 177L1 178L2 176H0V179L3 180V181L1 180L2 183L0 181V194L5 193L6 191L7 192L5 193L6 195L3 194L4 196L2 194L0 195V204L5 205L6 207H8L9 209H12V210H16L17 208L24 209L22 207V202L19 201L20 196H18V193H19V195L21 194L20 189H23L22 187L19 188L20 185H22V184L20 182V184H16V185H18V186H16L15 183L13 182L14 180H12L15 177V172H18L16 174H20L21 172L18 170L19 168L15 169V171L13 168L11 170L10 168L6 167ZM67 169H68V171H67ZM79 170L80 169H78V171ZM116 170H118V171H116ZM121 171H120V173H121ZM6 172H8V174ZM124 172L125 173L127 172L126 173L127 175ZM12 173H14V174H12ZM92 173H94V175ZM143 173H144V175H143ZM52 175L54 178L52 177ZM139 175L143 176V181L140 180L141 182H139L138 186H137ZM80 176L82 177L83 175H80ZM5 177H7L6 180L4 179ZM8 177H9V179H8ZM11 177H13V178L11 179ZM140 179H142V178H140ZM136 180H137V182H136ZM34 181H32L33 183H31V187L33 188V190H37V188H38V190L43 189L42 185H43V187L47 186L44 182L41 183L42 182L41 180L37 179L36 180L37 182H34ZM38 181L40 182L41 187H40V184H38ZM83 182L85 183V179L83 180ZM140 183H142V184L140 185ZM98 185L100 188L98 187ZM145 185H148V184H145ZM57 186H59V187H57ZM13 187H14V189H13ZM15 187H16V189H15ZM17 187L19 189H17ZM34 187H36V188H34ZM97 187H98V190H96ZM142 187L140 188V190H142L141 192H143ZM2 188H5L4 189L5 191L2 190ZM84 188L86 190H84ZM130 188H131L132 193L130 190H128ZM64 189H65V191H64ZM89 189L90 190L93 189V191H92L93 195L90 194L91 191L88 192ZM81 190L84 191L83 193L85 196H83V193ZM94 190H95V192H94ZM59 191H60V195L58 193ZM85 191L87 192V194L85 193ZM96 191H97L98 195L94 194V193H96ZM61 192H63V193H61ZM9 193H10V195H9ZM111 193H112V196H114V197L111 196ZM53 194H55V195H53ZM57 194H58V196L62 195V196H66V197L63 199L62 197L61 198L58 197ZM88 194L90 196H88ZM104 195H105V197H103ZM91 196H92V199H91ZM83 197H85V200L83 199ZM88 197H89V199H88ZM95 197L98 200L96 203H95L96 199H94L95 201L93 200V198H95ZM121 198L123 199V196ZM128 198H130V200L131 199L133 200L134 198H136V196L133 195V198L132 197H128ZM136 199L139 203L140 200H138V198H136ZM136 199H135V201H136ZM118 200H116V201H118ZM125 201H127L126 197H125ZM127 202L129 204V200ZM92 203H94V204H92ZM97 203H98V206L96 205ZM118 203H119V201H118ZM20 204H21V206L19 207ZM131 204L132 203H130V205ZM12 205H13V207H16L17 205L18 206H17V208H13ZM85 205L87 208L85 207ZM126 206L128 207L129 205H127V203H126ZM132 206H134V200H133V204L131 205V207ZM88 207H91L93 209V211L95 210L96 214L93 212L90 213V211H88V210L92 211V209H88ZM95 207H96V209H95ZM131 207L129 208V210L126 213H124L122 215V217L126 216L127 218H129L128 212L135 209L134 207H132L133 209ZM84 209L87 210L86 211L87 213L89 212V215H90L89 219L92 218L93 220L92 219L89 220L88 218H85V216L83 217L80 215L81 212L83 213V211H85ZM25 211H27V210H25ZM116 212H117V210H116ZM84 214H86V213H84ZM91 214L93 217L91 216ZM66 216H67V218H66ZM79 216H81V218ZM86 216L88 217L87 214H86ZM69 217H72L74 219L69 218ZM76 217H78L80 219H78ZM197 217H198V215L195 216V218H197ZM77 219L79 220V224H82L83 227H85V228L81 227V229L83 228L82 230L79 229L80 225L77 224L78 223ZM80 220H82V222H80ZM90 222H92V223H90ZM74 224H75V226H74ZM70 225H72L73 227ZM77 225H78V227L76 228ZM119 226H120V228H119ZM20 227H22L23 229H25V227H26V231L24 230L25 231L24 232L22 230V228L20 229ZM94 227L96 228L95 230H94ZM91 228H93V229H91ZM12 229H13V231H12ZM73 229H74V232H73ZM12 232H14V233H12ZM16 232H18V233H16ZM20 232L21 233L23 232L24 234L23 233L20 234ZM108 232H110V233H108ZM17 234L19 235V236H17L18 239L16 238ZM73 234H74V236H73ZM81 234L83 236H79ZM84 234H86L88 237ZM62 235H63V240L59 241ZM190 235H191V233H190ZM67 236H69V237H67ZM84 236H86V237H84ZM71 237L74 240L70 239ZM92 237H93V239H92ZM6 238H8V239H6ZM9 239H10V241H8ZM68 240L70 241V244H69ZM1 241H3V242H1ZM71 241H72V243H71ZM16 242H17V244H14ZM22 242L25 243V240ZM60 244H61V246H60ZM71 244H74L76 246V247L75 246L74 247L77 250L75 248H74L75 249L74 250ZM68 245H71V247L69 246V248H68L67 247ZM122 247H125V249H121ZM55 248H57V250ZM246 249H247V247H246ZM9 250H11V252ZM22 250H23V252L24 251L25 252L21 253ZM71 250L74 252V254H73V255H75V256H73L74 258L70 257L72 255H68V257H67V254H69L68 252H71ZM124 251H126V252L123 253ZM128 251L132 252L131 250H128ZM13 252H15L18 255L16 256L15 253L13 255ZM31 252H32V250H31ZM94 252H95V254H94ZM25 254L26 255L28 254L29 257L27 256L28 258H26ZM85 255H86V257H85ZM103 255H105V256H103ZM45 256H47V258ZM22 259L24 261L25 260H27V261L24 262ZM263 259H262V256H260L257 258L258 261L257 260H256V262L249 261L248 263L249 264H263L264 263ZM32 260L35 263H32ZM111 260H113V261H111ZM233 260L237 261L235 259H233ZM233 260L231 259V262H234ZM225 262L227 264H234V263H231L230 261L229 262L225 261ZM239 263H242V262H239ZM237 264H238V262H237ZM246 264H247V262H246Z\"/></svg>",
	"mask_w": 264,
	"mask_h": 264
}]
</instances>
